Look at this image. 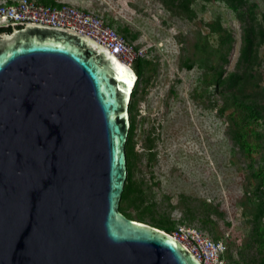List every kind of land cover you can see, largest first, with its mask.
Listing matches in <instances>:
<instances>
[{
    "label": "water",
    "instance_id": "95a60500",
    "mask_svg": "<svg viewBox=\"0 0 264 264\" xmlns=\"http://www.w3.org/2000/svg\"><path fill=\"white\" fill-rule=\"evenodd\" d=\"M0 31V264H202L120 210L133 68L73 28Z\"/></svg>",
    "mask_w": 264,
    "mask_h": 264
},
{
    "label": "rangeland",
    "instance_id": "374dc122",
    "mask_svg": "<svg viewBox=\"0 0 264 264\" xmlns=\"http://www.w3.org/2000/svg\"><path fill=\"white\" fill-rule=\"evenodd\" d=\"M169 1L178 8V0H66L146 50L132 140L141 202L123 207L165 228L191 225L226 238L229 264H259L264 125L245 117L218 84L221 74L236 70L244 44L239 3L190 0L173 11ZM242 2L244 17L264 20V0ZM253 74L255 85L246 91L264 104V44ZM244 136L255 147L246 149Z\"/></svg>",
    "mask_w": 264,
    "mask_h": 264
},
{
    "label": "built area",
    "instance_id": "2783aa9c",
    "mask_svg": "<svg viewBox=\"0 0 264 264\" xmlns=\"http://www.w3.org/2000/svg\"><path fill=\"white\" fill-rule=\"evenodd\" d=\"M23 22L73 28L103 44L130 66L146 56L144 48L129 42L102 16L65 1L56 4L41 0L0 1V26ZM169 233L193 252L202 264H229L226 238H212L191 225H179Z\"/></svg>",
    "mask_w": 264,
    "mask_h": 264
},
{
    "label": "trees",
    "instance_id": "16d2710c",
    "mask_svg": "<svg viewBox=\"0 0 264 264\" xmlns=\"http://www.w3.org/2000/svg\"><path fill=\"white\" fill-rule=\"evenodd\" d=\"M42 2L46 4H56L57 2L54 0H41ZM190 0H178L177 6L178 8L175 9V2L169 1L171 3H166L169 8L173 11H179L180 9L184 8L185 5ZM230 1V0H228ZM234 3H239V11L238 15L243 22H245L244 25V33H243V39L244 44L242 45L241 52H240V58L238 60V63L236 65V70L229 73L228 75H220L218 84H222L224 88L227 89V95L232 96L234 100L236 101L237 105L239 107H242L243 110H245V117H247L249 120L252 118L255 121L260 120L261 124L264 125V104L256 101L252 98V93L247 92L246 88L248 85H255L254 83V67L257 63L258 55H259V49L264 44V20L257 21L252 13L247 12V16L244 17V11H243V2L242 0H232ZM173 4V7H172ZM12 27H1L0 31H11ZM141 59L137 60L133 68L138 74V80L136 82V86L134 88L132 99L130 102V117H131V128L128 135V140L126 143V154H127V168H128V176L125 183V188L122 193L121 203H120V210L127 215L130 218L136 219L141 222L149 223L151 225H154L156 227H159L167 232H170L173 230L172 225H167L166 228L162 225H159L154 222H148L145 219V216H143L141 213H139L137 216H133L130 211H127L123 207V203L127 202V205L129 206H137L141 202L140 194L137 195V191L139 189L133 184V162H132V140H133V132L135 127V114L134 110L136 109V101H137V95L139 92V84L142 80L143 71H142V63L140 62ZM243 139V144L246 147V149H251V147H255L254 144L247 141L244 137H241ZM261 177L264 181V170L261 171ZM135 192V196L132 194ZM142 193V192H141ZM137 195V196H136ZM142 196V194H141ZM128 207V206H127ZM148 208L146 206L141 211H147ZM165 218V217H163ZM169 221V220H168ZM257 234L259 235V242H258V248H259V264H264V226L259 227L257 229ZM227 259H230L229 251L226 253Z\"/></svg>",
    "mask_w": 264,
    "mask_h": 264
},
{
    "label": "crops",
    "instance_id": "0c3cea01",
    "mask_svg": "<svg viewBox=\"0 0 264 264\" xmlns=\"http://www.w3.org/2000/svg\"><path fill=\"white\" fill-rule=\"evenodd\" d=\"M54 1H56V2H60V1H62V2H63V1H65V2H66V0H54Z\"/></svg>",
    "mask_w": 264,
    "mask_h": 264
}]
</instances>
